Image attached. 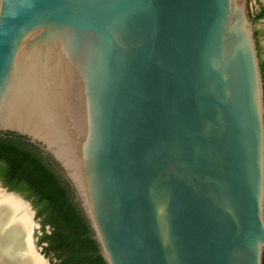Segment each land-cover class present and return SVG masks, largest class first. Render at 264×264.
<instances>
[{
    "label": "water",
    "instance_id": "water-1",
    "mask_svg": "<svg viewBox=\"0 0 264 264\" xmlns=\"http://www.w3.org/2000/svg\"><path fill=\"white\" fill-rule=\"evenodd\" d=\"M0 133L54 161L105 264H263L247 0H0Z\"/></svg>",
    "mask_w": 264,
    "mask_h": 264
},
{
    "label": "trees",
    "instance_id": "trees-1",
    "mask_svg": "<svg viewBox=\"0 0 264 264\" xmlns=\"http://www.w3.org/2000/svg\"><path fill=\"white\" fill-rule=\"evenodd\" d=\"M257 19L251 14L253 24ZM0 182L31 204L41 225L38 245L52 264H105L71 188L39 147L0 133Z\"/></svg>",
    "mask_w": 264,
    "mask_h": 264
},
{
    "label": "bare ground",
    "instance_id": "bare-ground-1",
    "mask_svg": "<svg viewBox=\"0 0 264 264\" xmlns=\"http://www.w3.org/2000/svg\"><path fill=\"white\" fill-rule=\"evenodd\" d=\"M33 226L27 205L0 189V264H47L31 243Z\"/></svg>",
    "mask_w": 264,
    "mask_h": 264
},
{
    "label": "flooded vegetation",
    "instance_id": "flooded-vegetation-1",
    "mask_svg": "<svg viewBox=\"0 0 264 264\" xmlns=\"http://www.w3.org/2000/svg\"><path fill=\"white\" fill-rule=\"evenodd\" d=\"M255 7L256 8L254 9V11L250 12V15L252 14V17H255V18H256V16H259V19H257L255 21V23L253 24V30L256 31V34H257L256 47H257V51H258L259 66H260V71H261V76H262V81H263V89H264V55L262 53L263 50H262V46L260 43L261 40H264V1L255 0ZM257 23H261L259 29L256 26ZM40 228H41V225H40ZM38 239H39V237L37 238V243H38ZM41 246H43V245H41ZM42 249H43V247H42Z\"/></svg>",
    "mask_w": 264,
    "mask_h": 264
},
{
    "label": "rangeland",
    "instance_id": "rangeland-1",
    "mask_svg": "<svg viewBox=\"0 0 264 264\" xmlns=\"http://www.w3.org/2000/svg\"><path fill=\"white\" fill-rule=\"evenodd\" d=\"M248 1V7H249V11L250 12H253L254 11V9L256 8L255 7V0H247ZM261 1H264V0H261ZM260 25H261V23H257V28L259 29L260 28ZM261 46H262V50H263V55H264V40H261ZM3 186V185H2ZM4 187V186H3ZM0 188H1V186H0ZM33 210V209H32ZM33 212H34V210H33ZM32 222H34V223H36V225H38L39 226V221L38 220H36V219H34ZM33 223V224H34ZM34 227V226H33ZM46 232H49V229L48 228H46ZM41 235V230H40V228L38 229H35V234H34V243H33V240H32V236H31V243H32V245L34 244L35 245V247H36V249H35V247H34V250L36 251V253H37V255H44V253H43V249H42V246H39L38 245V243H37V238L39 237ZM39 253V254H38ZM48 258L47 257H45V260H47ZM43 260V259H42ZM45 260H43V261H45ZM46 262V261H45ZM48 263L49 264H51V262L49 261V259H48Z\"/></svg>",
    "mask_w": 264,
    "mask_h": 264
}]
</instances>
